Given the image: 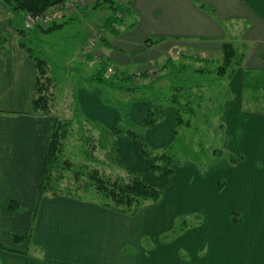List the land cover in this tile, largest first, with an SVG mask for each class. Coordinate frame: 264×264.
Segmentation results:
<instances>
[{"label": "crops", "instance_id": "obj_1", "mask_svg": "<svg viewBox=\"0 0 264 264\" xmlns=\"http://www.w3.org/2000/svg\"><path fill=\"white\" fill-rule=\"evenodd\" d=\"M103 1L91 0L81 8L73 6L72 11H56L47 24H63L70 18L93 20L91 26L96 28L97 35L91 33L93 37H90L86 33L87 38L75 36V40L79 46L89 38L87 42L93 44L90 52L100 60L96 62L90 57L79 60L83 64L94 60L97 69L81 78L78 85V102L84 121H71L94 129L106 128L117 150H121L117 146L119 139L127 146L135 144L136 140L115 134L122 115L108 110L104 104L107 87L85 83L102 67L100 62L105 67L115 68L119 80L133 76L124 83L129 82L127 86L134 87L128 91L134 93L135 99L129 118L138 125L149 120L153 109L158 108L148 101L149 92L159 93L170 85L168 80L157 82L148 75L137 80L135 71L131 70L147 62L164 60L154 66L160 68L169 58L177 61L180 53L189 59L182 62L203 57L212 60L208 65L214 67L215 62H221L223 44L231 42L243 60L233 77L228 79L226 92L239 97V107H242L243 96H250V92L245 91V88L250 89L246 85L248 77H264V0H202L204 7L195 0H114L131 9L135 22L129 28V23H125L129 16L123 15L121 24L111 28L117 32L113 34L105 25L109 13L105 11L104 16L98 12L100 8H106L100 5ZM90 9L92 12H88ZM214 11L218 18H214ZM13 26L12 13L0 2V34L8 35V49L0 47V244L16 250L0 248V264H246V260L247 264H264V228L258 232L252 229L250 215L245 212L251 209L245 198L246 191L236 185L240 174L236 176L232 172L233 185L229 187L227 172V186L222 193H218L212 183L190 188L183 184L171 185L161 202L148 201L134 212L115 208L100 195L95 197L97 199L78 196L73 186V173V180L63 188L61 182L51 187L53 191L40 196L54 119L35 112L38 72L33 58L20 48V36ZM150 36L164 40L161 44L149 42L146 45ZM168 39L176 41L168 43ZM155 47L163 48L155 53ZM142 49L144 52L136 55ZM133 63L134 67L131 66ZM176 110L172 106L164 112L159 110L161 121L144 133L150 148H162L175 138ZM167 115L170 117L165 120ZM86 119L92 123L88 124ZM203 182L207 183L206 178ZM87 189L84 188L92 193ZM214 208L243 210L245 217L229 233L231 239L240 237L242 240L238 253L241 259L217 260L220 235L227 233H214V227L218 228L211 219ZM195 209L206 212L210 223L202 229L184 233L174 241L169 238L167 243L160 241L173 229L172 223L178 216ZM259 209L261 218L264 212ZM16 235L20 241L14 244Z\"/></svg>", "mask_w": 264, "mask_h": 264}, {"label": "rangeland", "instance_id": "obj_2", "mask_svg": "<svg viewBox=\"0 0 264 264\" xmlns=\"http://www.w3.org/2000/svg\"><path fill=\"white\" fill-rule=\"evenodd\" d=\"M199 1L205 3L202 0ZM74 6L77 8L82 7L76 4ZM72 8L74 7H70L69 10L72 11ZM63 9L64 8L59 7L58 9L55 8L48 11L45 16L46 18L42 21V25H44V21L47 23L48 20L49 22L51 14L56 11H65ZM91 10L92 9L88 10V12ZM99 10L98 12L104 16L106 12L109 13L107 8L104 7ZM68 17H71V15L67 16V18ZM214 18H218L215 11ZM72 19L73 18H70L66 22L69 23ZM120 20L123 21L124 17L122 16ZM91 22H93V20H72L71 24L67 27L65 26L64 29L57 27V29L46 34L36 28L27 29L28 32L23 41L33 49L36 56L45 58L48 66L47 77L49 78V86L47 87L49 88L48 95L50 98L51 110L49 115L42 114L41 116L63 121L83 120L79 113L78 85H80L81 78H85L86 75L93 74L96 71L97 65H95L93 61L96 60V62H98L100 59L96 54L90 52L93 44L87 42L89 38L85 43L82 42V44L78 46L75 36L87 38V36H85L86 33L89 34L90 37H93L91 33L97 35L96 28L91 26ZM134 22V17L129 16L125 23H129V28H131ZM51 24L56 26V22H52L49 25ZM15 32H17L16 29ZM147 40L156 42L155 44L157 45L161 44L164 39L150 36V39L148 38ZM168 41V43H172L176 41V39H168ZM155 48L156 53L163 47ZM143 52L144 49L136 55L139 56ZM94 53H96V50ZM88 57L94 60L89 61L88 64H83L79 61L86 60ZM162 61L164 60L147 62L144 65L133 68L131 71H135L133 73L135 74L136 71L148 69L149 65L155 66ZM100 63L102 67H105L103 62ZM189 63L191 64L190 68H194V66L196 67L198 65L194 62ZM131 66L134 67L135 63ZM215 67L216 65L210 68L213 69ZM105 68V76L109 79L115 78L118 75V72H109L110 69L115 70V68H109V66ZM99 69L100 68H98V70ZM188 78L192 79L190 80ZM182 79H185V82L193 80L199 81L201 75H196V73H193V70L190 69L185 72V76H182ZM227 81L228 80L224 78L221 84L213 82L205 85L204 89L201 88V91L195 89L197 94L204 95L203 100L200 102V106L197 107V100H192L195 114H190L182 109L183 107H179L180 116L185 123L181 126H176L178 131L177 136H175L171 143L159 149L150 148L148 145L144 133L149 127L138 125L131 121L130 118L128 119L126 117L127 113L129 115L131 106L135 104L134 93L115 92L110 91L108 88V92L106 91V96L103 98L104 104L107 106L108 110L112 112L117 111L119 115L124 116V118L122 116L121 122H119L118 125L123 123L121 125L122 129L134 131L137 135L136 143L127 146L122 144V139H119L117 141V146H120L121 150L118 151L115 146L113 151H101L99 141H97V138H100L97 133L99 130L96 131L97 129L84 125L86 128L85 133H87L86 137L89 136L88 142L84 143L83 140L85 138L79 136L78 133V124L73 123L72 135L66 141L67 148L65 149L63 160L70 159L78 165V163H86L84 156L92 155L97 161L90 160L88 166L112 177H117L118 175L123 176V173L127 174L128 170H125L127 168L130 171H136V173L141 176L142 180L162 190V198L159 202L163 200L165 192L171 185L178 187L179 184H183V187L190 188V186L197 187L199 185L203 186L212 183L215 185L217 192L222 193L227 186V172L230 175L228 181L229 187L233 185L232 172L236 176L240 174L241 177L239 178V182H236V185L246 191L245 198L249 200L251 209L245 210V212L247 216L250 215L252 229L258 232L264 228V213L260 218L259 209L260 207L264 212V77L260 75L248 77L246 85L250 87V89L245 88V91H249L250 96H243V100L241 101L242 107L238 106L239 97L237 95H228L226 92ZM182 83L184 82H176V85L180 86ZM174 93H177L175 89H167L159 93L149 92L148 101L158 106L157 109H153V114L150 116V119L155 118L161 121L158 119V112H164L168 106H176L171 102ZM183 93L185 92L183 91ZM211 96L213 97L211 98ZM180 100L182 102L183 99ZM169 117L170 116L167 115L165 120H168ZM85 121H87L88 124L89 122L92 123V121L88 119ZM79 138L80 140H78ZM82 144L84 145L82 146ZM85 148H87L89 152H84ZM147 149H149L150 153L153 152L157 155L166 153V156L170 157L172 161L157 163L159 166H162L160 172L145 170L144 164L147 167L155 164L153 158L144 157V155H142V152L144 150L147 151ZM149 152L147 151V153ZM150 153L149 155H151ZM122 160H125V164L122 163ZM74 169L77 170L78 168L62 169L64 170L65 176L62 178L60 187L63 188L64 185L73 180L72 172ZM168 170L171 171L170 174L167 173ZM203 176L206 178L207 183L203 182ZM85 178L86 177H82L81 182L84 183ZM74 185L76 184H73V186ZM81 188H78L80 189L78 191V196L87 199L99 198V194L94 189L87 187V191L90 190L92 191L91 193L86 192L83 186ZM95 193L98 194V196ZM100 198L105 200L101 195ZM207 211L210 212L209 209H207ZM244 217L245 214L243 210L214 208V218H210L212 221L214 220V224H216L218 228H221V231L218 228L217 231L216 227H214V233H227L225 236L220 235L217 244L218 261L226 257L229 259L232 257L241 259L238 253L242 248V240L240 237L238 239H231L229 233L233 232V229L239 226V223H241ZM208 220L209 217L207 213L201 210H196L194 212L188 211L186 214L182 213L172 223L173 229L170 230L169 234H166V236H162L160 241L167 243L168 238L174 241L184 233L186 234L192 230L202 229L206 224L210 223Z\"/></svg>", "mask_w": 264, "mask_h": 264}, {"label": "trees", "instance_id": "obj_3", "mask_svg": "<svg viewBox=\"0 0 264 264\" xmlns=\"http://www.w3.org/2000/svg\"><path fill=\"white\" fill-rule=\"evenodd\" d=\"M196 3L200 4L204 7L203 3L199 0H195ZM0 2L4 3L10 12L13 15L14 20V28L17 30L20 36V48L27 51L30 56L33 58L37 72H38V80L37 86L35 91V99H34V109L36 114L39 115H49L51 106H50V98L48 95L49 88V78L47 77V61L45 58L38 57L34 54L32 48L25 44L23 41L24 37L27 35V29H39L42 33H50L53 30L58 28H62L65 26L63 24H56L54 25H42V21L46 18V13L51 11L55 8H62L66 4L72 2V0H0ZM100 5H104L107 10L109 11V17L107 23L105 24L108 29H110L113 33L114 32L111 28L116 25L121 24L120 18H118V14L131 16L132 12L131 9L122 3H119L114 0H104ZM207 8V7H206ZM208 11L213 13V11L207 8ZM33 22V25H29V21ZM47 24V23H46ZM8 41L7 34H0V47L4 49H8L6 44ZM155 44L156 42L148 40L146 45ZM240 53L235 48L234 44L231 42H226L223 44L222 48V58L221 62L214 63L216 65L215 68L211 69L208 65V62L212 63V60L203 57H196L191 58L189 62H194L195 64L202 63L199 66H194V68H190L191 64L189 62H182V60H189L184 55H179L177 61L175 59L169 58L163 67L158 70V76L154 79L157 82H161L164 80L170 81L169 87L167 89H175L177 93L172 95V104L176 105V114L175 119L177 126H181L184 124L183 118L180 116L179 107H183L182 109L186 110L190 114H195V109L192 106V100H197L198 104L197 107L200 106V102L203 100V94L199 95L195 91H201V88L204 89L205 85L211 84L213 82L221 84V81L226 78L231 79L236 72V68H238L242 62V56L239 55ZM181 60V61H180ZM192 69L193 73L196 75H201V79L199 81H187L182 79V76H185V72ZM106 68L101 67L99 71L86 82L89 85H100L102 87H107L109 90H117L121 92H128L131 91L134 87L127 86L129 82L124 83L127 80L133 79V76H127L123 78V80H119V74L115 78L109 79L105 76ZM192 79V78H188ZM122 81V84H121ZM176 82H184L182 85L177 86ZM184 85V86H183ZM127 86V87H126ZM179 89H178V88ZM183 91L185 93H183ZM195 92V93H194ZM155 93V91H154ZM199 95V96H197ZM213 96H211L212 98ZM210 98V99H211ZM180 99H183L182 102ZM173 107V106H172ZM81 117V111L79 110ZM123 116V115H122ZM126 117L129 119V115L127 113ZM124 118V116H123ZM84 121V120H83ZM77 123H81L82 120H77ZM158 120L152 118L150 120L145 121L141 126L144 127H152ZM71 120L63 121L59 119L53 120L50 127V134L48 139V147H47V154L44 160L43 166V180L40 188V196L44 193L50 191L53 186L60 185L62 178L64 177V170L65 168H78L77 170H73L74 174V190L78 192V188L82 186L84 188L88 187L90 189H94L99 195H101L105 201H109L113 207L122 209L129 212H134L143 205L150 201L153 203H158L162 198V190L150 183L145 182L141 179V176L136 173V171L128 170L127 174L124 173L123 176L118 175L110 176L107 174L101 173L99 170L92 169L88 166V162L97 161L93 158L92 155L84 156L86 163H78L75 164L72 160H63L65 155V149L67 148V139L72 135V124ZM123 124V123H122ZM118 125L115 134L117 135H126L132 140L137 139V135L132 130H124L122 129L121 125ZM92 125V124H91ZM100 134L97 138L99 141L101 151H113L115 149V145L112 142V137L110 136V131L106 128L100 126L96 127ZM85 130V131H84ZM86 128L82 125H78V133L84 139V143L88 142L89 136L86 137ZM178 131L177 129L174 130V135L177 136ZM89 135V134H88ZM84 144H82L83 146ZM120 150V149H119ZM118 150V151H119ZM88 151L87 148L84 149V152ZM149 152V149H147ZM147 151H143L142 155L144 157H151L154 159L155 164L148 166V170L153 172H160L162 170V166H159L157 163L162 162L166 163L168 161H172L170 157L166 156V153L162 155L154 154L153 152L147 153ZM89 152V151H88ZM217 152V151H216ZM63 161V162H62ZM123 164H125V160H122ZM168 174L171 173L170 170L167 172ZM86 177L84 183L81 182V178ZM54 188V187H53ZM78 189V190H77ZM83 189V188H81ZM53 191V189L51 190ZM20 241L19 236H14L13 243L17 244ZM0 248L8 249L12 251H16L9 246L0 244Z\"/></svg>", "mask_w": 264, "mask_h": 264}, {"label": "built area", "instance_id": "obj_4", "mask_svg": "<svg viewBox=\"0 0 264 264\" xmlns=\"http://www.w3.org/2000/svg\"><path fill=\"white\" fill-rule=\"evenodd\" d=\"M90 1L91 0H72V2L66 4L62 8L69 10L70 7L74 6L75 4L83 6V5L89 4ZM117 16H118V18H121L123 15L118 14ZM178 55H180V53H178ZM159 69H160L159 67L157 68L154 66H150V67H148V69H144V70L136 72L135 77L137 80H139L142 76L148 75L149 78L153 80V79H156V77L158 76V70ZM109 72L114 73L116 71L113 69H110Z\"/></svg>", "mask_w": 264, "mask_h": 264}, {"label": "water", "instance_id": "obj_5", "mask_svg": "<svg viewBox=\"0 0 264 264\" xmlns=\"http://www.w3.org/2000/svg\"><path fill=\"white\" fill-rule=\"evenodd\" d=\"M28 21H29V23H30V24H32V25H33V22H32V21H30V19H28Z\"/></svg>", "mask_w": 264, "mask_h": 264}]
</instances>
